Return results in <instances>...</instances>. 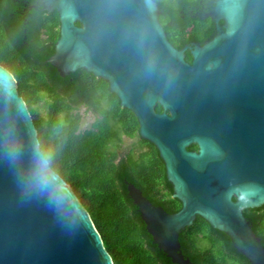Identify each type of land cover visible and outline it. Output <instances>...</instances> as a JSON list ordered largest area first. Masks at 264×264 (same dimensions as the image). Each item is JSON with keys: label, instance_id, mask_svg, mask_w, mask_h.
<instances>
[{"label": "water", "instance_id": "obj_1", "mask_svg": "<svg viewBox=\"0 0 264 264\" xmlns=\"http://www.w3.org/2000/svg\"><path fill=\"white\" fill-rule=\"evenodd\" d=\"M60 16L48 58L62 76L80 68L103 78L162 158L173 213L126 180L146 229L175 264H194L180 234L197 216L225 232L251 264L264 245L244 209L264 205V0H218L211 15L225 29L204 45L177 48L155 0H40ZM80 23L81 25H78ZM13 95L0 94V264H114L92 217L62 177L71 199L52 203L28 179L38 134L13 73L0 64ZM160 104L163 111L158 112ZM169 111V113H168ZM15 136L23 145L7 158ZM197 145V150L189 149ZM124 153V152H123Z\"/></svg>", "mask_w": 264, "mask_h": 264}, {"label": "trees", "instance_id": "obj_2", "mask_svg": "<svg viewBox=\"0 0 264 264\" xmlns=\"http://www.w3.org/2000/svg\"><path fill=\"white\" fill-rule=\"evenodd\" d=\"M24 1L32 0H0V64L15 76L39 138L56 149L57 172L89 211L114 264H175L153 242L126 184V180L134 183L153 204L170 213L181 208L180 200L172 196L173 187L157 147L140 137L135 114L121 106L107 80L83 68L62 76L47 61L60 36L58 11L31 9L28 17ZM155 1L160 21L174 45L180 47L192 38L203 40L209 34L210 25L182 17L192 4ZM192 22L197 25L187 36L186 28ZM187 60H192L189 53ZM45 99L43 115L39 107ZM82 108L94 116L87 127H82ZM123 136L135 142L120 155ZM244 214L264 245V205L244 209ZM180 243L182 252L194 264H251L225 232L201 216L182 231Z\"/></svg>", "mask_w": 264, "mask_h": 264}, {"label": "clouds", "instance_id": "obj_3", "mask_svg": "<svg viewBox=\"0 0 264 264\" xmlns=\"http://www.w3.org/2000/svg\"><path fill=\"white\" fill-rule=\"evenodd\" d=\"M151 4V0H147ZM0 94L6 98L13 95V85L10 80L0 78ZM23 145L15 136L11 138L7 147V158L16 163L22 156ZM56 149L41 141L38 134H32L31 164L28 179L32 186L40 193L46 194L52 203H63L71 199L62 177L56 170Z\"/></svg>", "mask_w": 264, "mask_h": 264}, {"label": "flooded vegetation", "instance_id": "obj_4", "mask_svg": "<svg viewBox=\"0 0 264 264\" xmlns=\"http://www.w3.org/2000/svg\"><path fill=\"white\" fill-rule=\"evenodd\" d=\"M178 1L188 3V4H192V6H190V8H188L189 13L182 14V17L186 18L187 16H189V17L194 18L195 21L199 20L202 22V24L204 23V24H207L208 26L209 25L211 26V27L209 26L210 27L209 34L203 40H196V39L192 38V39L184 42V44H182V46H180V47L175 45L179 49L186 47L185 58L187 60L188 53L191 54V47L193 48L195 46V44H197V43L200 45H204L208 40H211L218 33V31H219L218 28L225 29V27H224L225 20L223 18H220L217 22V21H215V18L210 14L212 9H213V6L215 4H217L218 0H178ZM23 4L25 5L24 6V13L28 17L30 16V10L31 9L46 10L44 8V6L42 5L40 0L24 1ZM46 11L48 13H51L55 10H53V11L46 10ZM58 14H59V12H58ZM59 18H60V16H59ZM26 22H29V20H27ZM77 24L81 25L80 23H77ZM60 25H61V23H60ZM60 25H59V31H60ZM196 25H197L196 22H192L190 25L187 26V28H186V35L187 36H189L193 32V29ZM181 41H183V40H181ZM191 56H192V54H191ZM191 61H189V62H191ZM159 106L161 107V105L158 103L156 105V110L158 112H162L163 111L162 107H161V110H158L157 107H159ZM168 113H169V111H168ZM138 133H139V131H138ZM194 150H197V149H194ZM119 154L123 155L124 153L120 151ZM172 196H173V194H172Z\"/></svg>", "mask_w": 264, "mask_h": 264}, {"label": "rangeland", "instance_id": "obj_5", "mask_svg": "<svg viewBox=\"0 0 264 264\" xmlns=\"http://www.w3.org/2000/svg\"><path fill=\"white\" fill-rule=\"evenodd\" d=\"M46 106H47V99H45L40 107H39V110L40 112L44 115L45 112H46ZM81 112L84 114V122L82 124V127H87L89 126V124L94 120V116L92 113L90 112H87L85 110V108H82L81 109ZM135 142V139L133 138H130V137H127V136H123V148L121 150V152H126L130 147L131 145ZM139 152V150L137 149L136 150V154ZM200 241V244L203 245L204 247L207 246V243L204 241V240H199Z\"/></svg>", "mask_w": 264, "mask_h": 264}]
</instances>
